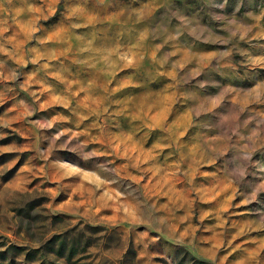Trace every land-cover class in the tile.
<instances>
[{
  "label": "rangeland",
  "instance_id": "rangeland-1",
  "mask_svg": "<svg viewBox=\"0 0 264 264\" xmlns=\"http://www.w3.org/2000/svg\"><path fill=\"white\" fill-rule=\"evenodd\" d=\"M0 264H264V0H0Z\"/></svg>",
  "mask_w": 264,
  "mask_h": 264
}]
</instances>
